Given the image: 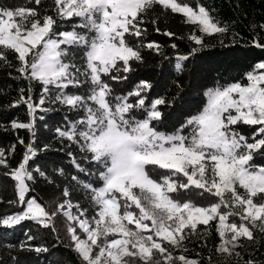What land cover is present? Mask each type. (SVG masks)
<instances>
[{"label": "snow or ice", "instance_id": "snow-or-ice-1", "mask_svg": "<svg viewBox=\"0 0 264 264\" xmlns=\"http://www.w3.org/2000/svg\"><path fill=\"white\" fill-rule=\"evenodd\" d=\"M34 3L37 7L0 8V69H13L20 78L42 86L38 103L33 102L31 83L27 94L20 89L12 106L23 103L32 119L27 123L14 121L12 128L27 129L34 136L37 109L48 111L43 107L46 103L67 106L79 118L66 128L57 127V136L69 142L67 155L77 172L88 170L81 167L70 145L85 154L84 159L94 162L95 170L88 174L102 183L83 182L78 175L71 176L95 209L90 218L88 208L70 200L49 211L50 205L28 196L35 191L29 182L35 184L37 176L53 181L40 167L32 168L30 161L39 154V147L27 144L22 162L7 173L15 181L17 194V200L9 203L17 204L21 210L0 217V226L34 221L48 227L57 213L63 212L69 221L72 250L82 264H134L136 258L142 264H200L182 254L187 250L184 241L197 234L198 225L207 227L218 221L217 253L240 257L236 251L241 246L240 239L253 240V229L264 233V166L251 163L254 153L264 149V62H257L254 70L245 74L247 83L237 81L208 89L207 103L201 111L175 131L160 132L152 121L160 119L157 106L166 100L158 97L146 105L141 94L152 87L150 83L140 81L133 90L119 94L109 83L128 79L121 73L134 70L130 61H143L142 48L160 52L158 44L139 41L147 32L142 26L148 22L149 12L158 4L166 11L181 14L186 23L197 25L201 35H189L198 46L193 52L205 46V35L223 36L229 27L205 6L194 9L181 0H53L51 13L42 10V0ZM74 17L79 22L71 30L63 29L62 22ZM259 27L264 30V24ZM127 36L138 38V42L131 44ZM254 45L264 48L256 39ZM9 52L15 54L18 64H13ZM80 53L82 60L77 59ZM188 59L187 55L177 56L178 61ZM175 68L180 72L182 63L177 62ZM69 88L81 91L69 92ZM131 97L138 99L131 101ZM240 124L261 127L249 142L235 127ZM0 165L8 167L2 149ZM148 165L156 168L146 169ZM58 174L67 175L64 169ZM192 186L219 198L218 202L197 206L170 195ZM63 195H70L68 188ZM258 197L259 203L255 202ZM232 216H239L241 222L229 223ZM77 227L85 239L77 234ZM165 242L181 254L174 256L169 247L163 246ZM94 249L98 251L94 253Z\"/></svg>", "mask_w": 264, "mask_h": 264}, {"label": "trees", "instance_id": "trees-1", "mask_svg": "<svg viewBox=\"0 0 264 264\" xmlns=\"http://www.w3.org/2000/svg\"><path fill=\"white\" fill-rule=\"evenodd\" d=\"M181 2L188 3L194 9L199 5L205 6L213 16L227 25L230 31L223 36L205 35V46L193 52L192 50L198 46L189 39V35H201L198 26L186 23V18L181 14L166 11L157 4L146 17L148 22L142 27H145L147 32L139 41L144 44L149 42L158 44L160 52L142 48L143 61H130L134 70L126 74L121 73L127 75L128 79L122 82L109 81L117 94L133 90L140 81L150 83L152 87L141 95L146 99V105L155 98H165L166 103L157 106L161 112L160 119L152 121L158 131L165 133L175 131L187 118L203 109L207 103L205 93L208 89L237 81L247 83L245 74L253 71L257 62H264V48L254 45V39L264 44V30L259 27L264 24V0H181ZM52 5L53 0H42L43 11L51 13ZM19 6L37 7L34 0H0V8L14 9ZM153 19L157 21L155 24L150 22ZM78 22V18L75 17L72 21H63L62 28L71 30ZM157 28L159 32L156 31ZM165 32L175 35H165ZM127 40L133 45L138 42V38L132 36H127ZM173 44L176 45L175 48L172 47ZM179 55H187L189 59L178 61ZM8 56L13 64H18L14 53L9 52ZM77 59L82 60V53ZM177 62L183 65L180 72L175 68ZM104 79L108 80V77ZM30 83L33 102L38 103L42 89L39 83L20 78L19 73L13 69H0V149L5 152L8 164V167L0 165V217L21 210L17 204L9 203L17 200V194L15 181L7 173L22 162L26 145L34 143L39 147V154L30 161L32 168L40 167L53 182L37 176L35 184L29 182L35 191L30 192L28 196L37 197L42 205H50L49 211H54L58 204L70 200L73 204L78 203L81 207L88 208L87 216L90 218L95 209L91 206L85 190L72 181L71 176L78 175L83 182L99 185L102 182L96 176L88 174L95 170V164L89 159H84L85 154L80 153L75 145H70L71 149L75 150L74 155L81 167L88 170L86 173H78L67 155L69 142L59 139L56 133L57 127L66 128L70 122L77 120L79 118L77 113L59 103H46L43 107L49 109L48 111L37 109L35 113L34 136L27 129L12 128L14 121L27 123L32 119L23 103L18 107L12 106L19 97L21 88H24L27 94ZM67 91L80 92L81 89L69 88ZM136 99L138 98L131 97V101ZM235 127L251 142V136L261 126L240 124ZM187 131L188 129H185V132ZM21 140L24 144L20 143ZM251 163L264 166V149L254 153ZM154 168L156 166L146 167ZM60 169H64L67 175H59ZM65 188L69 189L68 197L63 195ZM170 195L181 202L190 200L197 206H208L217 200L194 186L186 190L180 189ZM255 202L259 203L260 198H256ZM72 211L76 213L75 208H72ZM232 217L229 218V223H232ZM217 222L212 221L207 227L198 225L197 234L184 241L187 250L182 254L189 259L199 260L200 264H246L249 260L254 261V264H264V233L253 229V240L242 237L239 241L241 246L236 249L240 257L219 254L216 251L220 243L215 227ZM66 232V227L54 221L48 227H42L34 221H23L12 227L0 226V264H82L79 255L72 250L73 245ZM30 236L34 239L29 240ZM163 246L169 247L174 256L181 254L179 250L171 249L166 242ZM36 248H46L48 251L37 252ZM140 262L136 264H142Z\"/></svg>", "mask_w": 264, "mask_h": 264}, {"label": "rangeland", "instance_id": "rangeland-1", "mask_svg": "<svg viewBox=\"0 0 264 264\" xmlns=\"http://www.w3.org/2000/svg\"><path fill=\"white\" fill-rule=\"evenodd\" d=\"M147 167V166H146ZM240 192H243L244 190L243 189H240L239 190ZM215 199H217L216 201L218 202V199L219 198H216L215 197ZM258 203V202H257ZM68 209H67V207L64 209V211H67ZM72 211V210H71ZM138 211V210H137ZM73 212V211H72ZM74 213V212H73ZM232 219H233V221H232V223H240L241 221H240V219H239V216H237V217H235V216H233L232 217ZM53 221L55 222V223H61L64 227H66V229H67V232H66V234H67V236L69 237V239H70V242L72 243V245H73V242H72V240H71V236H70V234L68 233V226H69V221L67 220V218H66V216H64V214H63V212H58L57 213V215L53 218ZM146 223H149L150 224V221H148V222H146ZM245 223H247V222H245ZM72 226L73 227H76V225L73 223L72 224ZM130 227H134V226H130ZM76 231H77V234L81 237V239H85L86 238V235L77 227L76 228ZM111 238H113V237H109V239H111ZM103 241V238H101V241L100 242H102ZM73 247H74V245H73ZM96 251H98V249H94V253L96 252ZM156 255L157 256H159V254L158 253H156ZM128 259H130V258H128ZM136 262H139V259L138 258H136L135 260H134V264H136ZM140 263H142V262H140ZM176 264H179V262L177 261L176 262Z\"/></svg>", "mask_w": 264, "mask_h": 264}]
</instances>
